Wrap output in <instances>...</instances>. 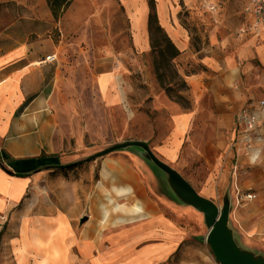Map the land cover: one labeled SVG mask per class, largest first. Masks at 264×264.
<instances>
[{
    "label": "crops",
    "instance_id": "obj_1",
    "mask_svg": "<svg viewBox=\"0 0 264 264\" xmlns=\"http://www.w3.org/2000/svg\"><path fill=\"white\" fill-rule=\"evenodd\" d=\"M41 1L60 32L49 53L55 60L29 58L27 44L19 45V56L13 58L12 44L0 43V221L24 200L38 174L78 162L73 160L77 153H89L105 141L119 140L113 146L126 138L145 143L188 181L169 163L177 164L190 130L206 128L208 117L218 118L221 107L236 115L247 105L259 106L264 100V73L259 72V62L264 63V38L260 42L235 38L228 50L223 42L209 48L200 58L205 69L187 76L192 109L181 110L169 100L162 106L155 101L159 113L151 121L148 113L134 104L135 88L123 57L116 53L111 34L101 23L98 7L111 0H92L96 12L89 0H73L58 20L46 0ZM120 1L131 14L134 47L137 52H150L148 1ZM178 47L185 51L186 41ZM202 146L211 155L218 150L210 139ZM120 148L124 150L107 153L80 172L89 211H83L87 221L80 228L79 240L108 241L109 236L113 242H126L138 264H157L169 259L185 236L163 214L141 166L161 181H166L168 174L156 168L143 147ZM262 149L259 205L264 228V145ZM245 160L239 156L240 163ZM170 179L171 186H176ZM227 223L237 243L229 219ZM104 224H112L117 234L100 232ZM65 235L58 234L54 240L64 242ZM256 260L264 263V257Z\"/></svg>",
    "mask_w": 264,
    "mask_h": 264
},
{
    "label": "rangeland",
    "instance_id": "obj_2",
    "mask_svg": "<svg viewBox=\"0 0 264 264\" xmlns=\"http://www.w3.org/2000/svg\"><path fill=\"white\" fill-rule=\"evenodd\" d=\"M246 1L156 0L160 25L177 47L182 40L187 46L185 51L178 47L181 53L171 61L176 72L175 97L167 95L156 76L157 50L141 53L134 47L133 21L127 7L120 0H111L98 7L101 23L111 34V42L116 45V53L123 57L135 88L132 100L148 113L151 121L159 113L154 108L155 101L162 106L165 100H169L181 110L193 108V94L186 78L205 69L200 58L209 48L223 42V48L228 50L238 38H253L245 31L249 24L244 11ZM89 5L92 12H96L97 4L89 0ZM137 25L140 26V21ZM59 35L58 27L45 14L41 0H0V43L12 44L13 58L19 56L16 48L27 44L29 58L45 61ZM259 65V72L264 73V63L259 62ZM180 79L187 82L188 88L180 84ZM219 110L218 118L208 117L206 128L190 130L177 164H169L178 168L201 196L218 205L220 213H228L229 226L235 230L239 247L246 254L260 259L264 257V228L261 227L259 205L264 105L249 104L236 115L229 114L222 107ZM246 110L258 118V128L251 134L250 143L242 139L241 114ZM205 139L217 145L218 150L213 155L204 151L202 143ZM117 141H105L89 153H77L73 160H85L84 167H56L37 175L24 200L0 221V264H138L132 257L133 249L126 242H113L109 236L108 241L79 240L80 228L87 221L83 211L88 210L80 172L103 155L89 159L91 156ZM124 148L112 152L119 153ZM239 156L246 160L240 163ZM141 168L153 197L163 207V214L185 236L178 251L157 264H223L213 247L211 225L192 198L178 183L171 186L168 175L166 181H161L147 167ZM99 229L102 233L111 231L117 234L112 224H104ZM61 233L66 234L65 241L56 242L55 236Z\"/></svg>",
    "mask_w": 264,
    "mask_h": 264
},
{
    "label": "water",
    "instance_id": "obj_3",
    "mask_svg": "<svg viewBox=\"0 0 264 264\" xmlns=\"http://www.w3.org/2000/svg\"><path fill=\"white\" fill-rule=\"evenodd\" d=\"M126 145H139L145 149L151 160L164 172H166L174 181L178 183L189 195L196 206L205 214L207 220L211 225V232L213 235V247L221 262L223 264H264L262 261L254 259L252 256L246 254L236 243L233 235L228 227V213H220L219 208L207 198L201 196L195 188L182 176H180L174 169L162 162L151 150V148L142 142L129 141L117 144L107 148L97 154L91 156L89 159H94L99 156L110 153L118 148ZM85 160L74 162L77 164ZM67 164L61 167H68Z\"/></svg>",
    "mask_w": 264,
    "mask_h": 264
},
{
    "label": "trees",
    "instance_id": "obj_4",
    "mask_svg": "<svg viewBox=\"0 0 264 264\" xmlns=\"http://www.w3.org/2000/svg\"><path fill=\"white\" fill-rule=\"evenodd\" d=\"M73 0H46L48 7L55 20H58L66 9L70 6ZM149 15H148V32L151 43V50H157L159 61L155 64L156 76L160 82L161 87L165 90L169 97H175V70L172 68L171 61L177 57L181 51L174 44L166 30L160 25L157 10L156 0H148ZM180 84L184 88H188V84L184 79H180ZM71 164L66 167L68 169L73 167H84V163ZM98 174H95L97 177ZM178 251V250H177Z\"/></svg>",
    "mask_w": 264,
    "mask_h": 264
},
{
    "label": "built area",
    "instance_id": "obj_5",
    "mask_svg": "<svg viewBox=\"0 0 264 264\" xmlns=\"http://www.w3.org/2000/svg\"><path fill=\"white\" fill-rule=\"evenodd\" d=\"M244 11L249 17V24L247 32L260 42L264 38V0H247ZM55 60V55L50 54L46 57L45 61ZM264 105V100L261 102ZM255 113L245 111L241 114V121L243 124L244 139L246 142H251V134L258 128V118Z\"/></svg>",
    "mask_w": 264,
    "mask_h": 264
},
{
    "label": "bare ground",
    "instance_id": "obj_6",
    "mask_svg": "<svg viewBox=\"0 0 264 264\" xmlns=\"http://www.w3.org/2000/svg\"><path fill=\"white\" fill-rule=\"evenodd\" d=\"M35 63H39L38 61H36Z\"/></svg>",
    "mask_w": 264,
    "mask_h": 264
}]
</instances>
